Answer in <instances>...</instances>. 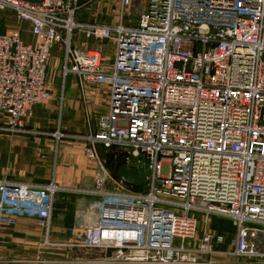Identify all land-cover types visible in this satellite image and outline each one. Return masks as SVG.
Listing matches in <instances>:
<instances>
[{"label": "built area", "instance_id": "1", "mask_svg": "<svg viewBox=\"0 0 264 264\" xmlns=\"http://www.w3.org/2000/svg\"><path fill=\"white\" fill-rule=\"evenodd\" d=\"M140 1L119 0V20L103 25L75 19L80 0H0V13L26 22L35 38L25 44L18 30L0 31V132H29L32 106L50 96L54 45L82 102H91L89 85L107 99L93 123L85 108L93 186L1 178L0 226L35 216L42 246L101 250V264H212V256L264 264V0H144L136 24H124V7ZM77 33L109 44L108 58L74 47ZM99 146L123 152L124 169L146 165V191L109 172ZM62 190L90 197L89 223L52 239ZM210 217L233 226L227 248L217 249Z\"/></svg>", "mask_w": 264, "mask_h": 264}, {"label": "crops", "instance_id": "2", "mask_svg": "<svg viewBox=\"0 0 264 264\" xmlns=\"http://www.w3.org/2000/svg\"><path fill=\"white\" fill-rule=\"evenodd\" d=\"M116 10L117 5L112 0H80V7L75 13V19L79 22L112 25L119 18L111 16L117 12ZM5 16H10V19H4ZM0 17L3 18L0 20V31L18 30L23 43L32 44L34 42L30 41L32 34L29 32L26 22L21 27L12 29L13 27L9 26H11V21H16L14 15L2 12ZM25 33L30 35L27 34L24 38ZM72 45L83 50L97 49L105 57L109 56L108 44H100L95 40L86 39L80 33L74 35ZM61 56L60 46L54 45L50 48L49 59L53 60V67L58 66L60 81L54 79L53 73V90L50 96L32 106L27 122L29 132L26 134L0 132V179L27 183H46L54 180L58 186L65 189L91 188L93 186V177L97 172V167L93 161L85 158L86 144L82 138L87 132L85 108H89L90 123L95 122L96 117L105 111L104 90L102 88L99 90L97 86H86V92L91 102L85 105L81 99L76 77L72 74L63 76L61 73ZM3 118L4 114L0 112V120ZM57 132L61 134L58 139L55 138ZM96 151L116 152L113 148L104 149L100 146L96 148ZM89 199L90 197L77 194L72 190L57 192L53 206L55 209L51 216L52 230L50 232L52 236L50 237L52 239L67 237L65 228L70 222L82 230L87 227ZM68 200H73V203L78 204H74L73 208L71 205L72 211L70 210L71 212L65 218L64 212L69 203ZM36 221L35 216L17 215L16 224L11 228L17 229L16 233L19 237L31 238L34 236L35 238L37 235L40 239L38 233L40 230L37 228ZM233 230L232 226V233L229 236L231 238ZM229 243L230 239H227L224 244H217V249H225ZM41 247V242L38 243V247L23 242L17 243L11 250L7 246H1L0 264H101L95 260L96 258H93L94 260L87 258L70 261V251L65 250L59 257L56 254L58 249H53L52 261H41L38 251ZM212 258V264H245L235 258L222 256Z\"/></svg>", "mask_w": 264, "mask_h": 264}, {"label": "rangeland", "instance_id": "3", "mask_svg": "<svg viewBox=\"0 0 264 264\" xmlns=\"http://www.w3.org/2000/svg\"><path fill=\"white\" fill-rule=\"evenodd\" d=\"M112 2L116 3V5H117L116 11L117 12L115 14L114 13L111 14V16L119 17L118 16L119 15V0H112ZM143 7H144V0H141L140 2H136V6L133 8L132 7H130V8L124 7L123 17H122L123 23L126 25L136 24L137 18H138V13L140 12V10ZM10 15H11V13H10ZM4 19H6V20L10 19V16H5ZM0 20H3V18L0 17ZM118 20H119V18H118ZM23 23L24 22L18 23L16 21H11L10 22L11 26H9V27H11V28L13 27L12 29L19 28V27H21V25ZM27 34H29V33H25L23 35V37L26 38ZM30 41L35 42V38L32 35H30ZM108 48H110L109 44H108ZM46 68H47V76H46L47 77V83H48V87H49V92L51 93V91L53 90V73H54V79L56 81H58V80L60 81V78H59L60 76H59L58 66L56 65L53 67V60L52 59L47 60V67ZM53 69H55V72H53ZM59 83L61 84V82H59ZM105 100H106L105 103L107 104V99H105ZM1 123H2V120H0V125H1ZM112 148H113V150H116V152H111V151L110 152H98L102 164L111 173H112V171L109 169V166L111 164L115 163L116 161L121 160L124 157L123 152H120V150L118 148L111 147L109 149H112ZM84 155H85V153H84ZM85 158H87L86 155H85ZM123 165L121 166L122 169H124ZM107 188L110 189L109 186ZM67 202H69V203L67 204L66 211L64 212L65 218L68 215V213L72 211L74 204H76V205L78 204L76 202L73 203V200H68ZM71 205H72V208H70ZM54 209L52 211V215L54 213ZM194 217L197 218L199 225H201V222L204 218V215L200 212H196V213H194ZM69 224L72 225L71 222ZM69 224H67L66 226L68 227ZM51 226H52V224H51ZM51 226L49 229L50 231L52 230ZM209 227H210V230H212V232L214 233L216 240L218 241L217 244H224L225 240L231 239V237H229L230 234L232 233L231 232L232 226H231L230 222L223 220V219L210 217ZM16 230L17 229H15V228H11V226H0V247L1 246H7L8 249L11 250L12 248L15 247V245L17 243H21V242H23L25 244H29L30 246L33 245L35 247H38V243H40V242L42 243L43 237H41V236L43 235V233L41 230H40V232L38 231L40 239L38 238L37 235L35 238H34V236H32L31 238L19 237L16 233ZM50 236H52L51 232L49 233V237ZM38 251L40 254L39 256L41 258L40 259L41 261H49V260L52 261L53 260V248L42 246L41 249ZM64 251L65 250H62V251L59 250L56 252V254H58V256L60 257L63 255ZM102 256H103V251H101V250L99 251L97 249H87V248L86 249H82V248L77 249V248H75L73 250L72 249L70 250V261L87 259V258H91L89 260H94L93 258H96L95 260L98 261L99 259L103 258ZM212 257H214V256H212ZM212 257L210 259L211 261L213 259ZM36 259H38V258L36 257Z\"/></svg>", "mask_w": 264, "mask_h": 264}, {"label": "water", "instance_id": "4", "mask_svg": "<svg viewBox=\"0 0 264 264\" xmlns=\"http://www.w3.org/2000/svg\"><path fill=\"white\" fill-rule=\"evenodd\" d=\"M124 159L116 161L109 166L114 176L120 177L126 184L141 187L142 191H146L147 176L149 174L148 167L141 165L138 172H132L130 169H122L121 166L124 164Z\"/></svg>", "mask_w": 264, "mask_h": 264}, {"label": "trees", "instance_id": "5", "mask_svg": "<svg viewBox=\"0 0 264 264\" xmlns=\"http://www.w3.org/2000/svg\"><path fill=\"white\" fill-rule=\"evenodd\" d=\"M232 232V231H231Z\"/></svg>", "mask_w": 264, "mask_h": 264}]
</instances>
